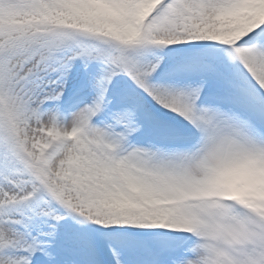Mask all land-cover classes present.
Returning a JSON list of instances; mask_svg holds the SVG:
<instances>
[{"label":"snow or ice","instance_id":"6c2138e0","mask_svg":"<svg viewBox=\"0 0 264 264\" xmlns=\"http://www.w3.org/2000/svg\"><path fill=\"white\" fill-rule=\"evenodd\" d=\"M0 264H264V0H0Z\"/></svg>","mask_w":264,"mask_h":264}]
</instances>
